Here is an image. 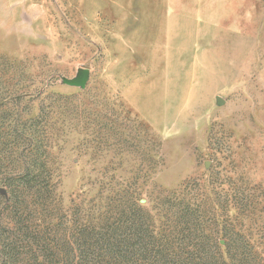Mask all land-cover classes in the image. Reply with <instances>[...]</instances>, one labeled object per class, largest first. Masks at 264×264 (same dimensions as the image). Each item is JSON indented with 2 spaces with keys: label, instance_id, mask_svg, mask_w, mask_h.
Here are the masks:
<instances>
[{
  "label": "rangeland",
  "instance_id": "374dc122",
  "mask_svg": "<svg viewBox=\"0 0 264 264\" xmlns=\"http://www.w3.org/2000/svg\"><path fill=\"white\" fill-rule=\"evenodd\" d=\"M144 220L166 264L264 259V0H0V264Z\"/></svg>",
  "mask_w": 264,
  "mask_h": 264
},
{
  "label": "trees",
  "instance_id": "16d2710c",
  "mask_svg": "<svg viewBox=\"0 0 264 264\" xmlns=\"http://www.w3.org/2000/svg\"><path fill=\"white\" fill-rule=\"evenodd\" d=\"M138 223H136L137 225L134 224L131 229L121 236L116 235L117 237H115L114 235L113 237L107 238L104 235H101L100 237H102V241L107 245L101 247L99 251L101 254L100 257L91 264H104V261L101 260V257H104V255H111L110 257L129 262L128 264H146L143 258H147L149 261L147 264H162L161 262L166 264L168 262L167 256H169V254L165 251L166 249L163 240L157 238L158 236H156L153 231L144 228L143 224L146 223V220H144L143 223ZM236 237L235 234L229 235L227 233L223 235L224 241L221 246H219L218 242H214L215 247L219 246L217 254L215 253L214 255V253L204 251V253L200 255L203 263L214 264L213 262L218 259L216 258L217 255L223 264H264V259L261 256L253 250L246 249L242 246L241 243L236 241ZM119 239L124 241V246L120 248L117 247L119 246ZM135 243H138L139 245L134 246ZM204 243L205 241H201L196 245V248L198 247V250L199 248L200 250L203 249V247H205L203 245ZM188 254H191V257H193V250L188 252Z\"/></svg>",
  "mask_w": 264,
  "mask_h": 264
}]
</instances>
